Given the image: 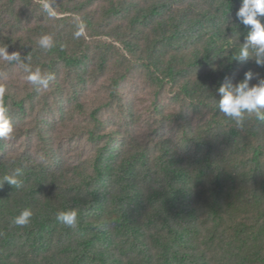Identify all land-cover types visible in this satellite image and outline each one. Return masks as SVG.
Listing matches in <instances>:
<instances>
[{"label":"trees","instance_id":"16d2710c","mask_svg":"<svg viewBox=\"0 0 264 264\" xmlns=\"http://www.w3.org/2000/svg\"><path fill=\"white\" fill-rule=\"evenodd\" d=\"M48 1L72 16L55 19L35 0H0V47L21 57L0 68L53 73L63 124L74 117L64 101L83 117L88 84L108 76L114 104L137 72L155 92V129L146 141L114 133L94 104L86 108L91 127H74L80 134L71 138L86 139L93 153L66 165L49 143L54 108L43 87L28 83L19 98L0 84L13 128L38 96L45 103L26 131L37 137L39 159L9 156L0 139V179L21 180L0 187V264H264V120L244 111L238 126L218 107L222 85L235 86L248 71L250 87L264 79L254 48L239 58L251 30L236 16L242 0ZM82 24L88 33L77 38ZM43 35L53 38L51 51L39 47ZM62 73L75 83L66 100ZM168 89L177 109L165 115L159 105ZM26 208L30 224L14 226ZM71 209L79 213L75 229L56 220Z\"/></svg>","mask_w":264,"mask_h":264},{"label":"rangeland","instance_id":"374dc122","mask_svg":"<svg viewBox=\"0 0 264 264\" xmlns=\"http://www.w3.org/2000/svg\"><path fill=\"white\" fill-rule=\"evenodd\" d=\"M35 2L40 4L42 7L44 3H49L48 0H35ZM51 7L55 12V15H53L55 19L62 18L64 16H72L71 14H61L59 11L63 9L61 7L55 8L52 5ZM112 30H109L108 32L112 33ZM87 33L88 32L85 31V35H87ZM97 39L110 41L111 38L101 37ZM28 74L29 72L20 65L15 66L12 71L9 72L6 70L4 72V70L0 68V84L7 83L6 85L14 88L12 91H15L17 95H20L18 96L19 98L25 97L23 95L26 92L25 87L28 88V82L26 80ZM65 76L62 73L61 84L63 89H65V92L62 94V98L66 100L70 94V86L75 85V83L71 82V77L67 80L65 79ZM144 81L145 79L143 76L135 72L124 82V85L121 88L120 97H118V100L112 104V99L107 89L108 76L97 79L93 83L88 84L87 87L81 91V102L85 104V109L81 114L83 117L75 112V108L69 102H63L65 106L64 109L68 112V115L74 116L71 117L72 121L66 120L65 124L60 123L57 118L59 109L55 102V96L57 95L52 96L55 88H52L51 86L43 88V95H45V98H50L51 103H49L54 108L48 121L52 123V132L50 134L49 143L53 147L55 155H58V158H60V160L66 165H76L78 162L85 160L87 157L92 155L93 148H91L85 141L86 139L79 141L77 138L78 136H76L74 140H71V138L72 135L80 134V132L74 131V127L79 130L82 128L89 129L91 127V125H87V118L85 117L87 115V109L93 107L94 104L97 103L98 106H103L105 108V110L99 114V120L102 124H104V126L106 125L108 129H111L114 133H133V135L141 141L148 140L151 136V129H155L150 122V119L152 120V118L155 117L151 110L155 101V92ZM171 94V90L168 89L160 97L159 107L165 115H168L177 109V106L172 100L173 96ZM36 103V108H34V110L28 109L26 118H22L15 126L13 138L6 140V151L9 156L23 155L26 153H30L34 157L38 156L36 154V149L38 148L37 137L30 136L26 132L29 128L28 124L35 121L38 116V110L45 105L43 99H40V96L37 97ZM126 111H131L134 114L133 117H135V122L133 124H131L132 122L130 121V118H128L129 114H127ZM43 119L47 120L46 115L43 116ZM165 126L166 128L163 131L169 132L170 128L168 127V124ZM155 127H157V125ZM100 132L104 133L105 131ZM37 159L39 158L37 157Z\"/></svg>","mask_w":264,"mask_h":264},{"label":"clouds","instance_id":"9594fccd","mask_svg":"<svg viewBox=\"0 0 264 264\" xmlns=\"http://www.w3.org/2000/svg\"><path fill=\"white\" fill-rule=\"evenodd\" d=\"M43 7L50 15H55L51 5L44 3ZM244 25L251 26L249 31L247 43L244 49L241 50L240 59L245 60L248 57V48L255 49L256 60L258 66H264V24H262L259 17H264V0H242V6L236 13ZM85 34V25L82 24L80 28L74 33L75 37L79 38ZM39 47L46 52L51 51L56 45L53 38L49 35H43L38 40ZM0 61L6 62H20L21 57L18 52L9 53L6 47H0ZM27 71V68L25 69ZM253 73L248 71L245 73L244 80L233 86L231 83H226L219 87L218 92L220 99L218 107L225 116L232 118L240 126L243 122L242 113L244 111L258 113V119L264 120V79H259L254 86H249L248 81L253 78ZM55 79L51 72L42 73L39 69L30 71L26 77L27 82L33 88H47L49 84ZM4 87L0 86V139L10 140L13 138L14 128L9 116L7 115V108L3 103ZM19 175V170L17 171ZM7 182L9 185L19 188L21 180L16 176L4 175L0 179V187ZM33 212L31 209H24L18 216L14 217L12 224L14 226H28L31 222ZM79 213L77 210H62L56 213V220L66 227L75 229L78 226Z\"/></svg>","mask_w":264,"mask_h":264}]
</instances>
